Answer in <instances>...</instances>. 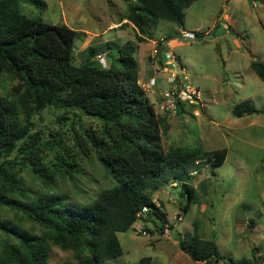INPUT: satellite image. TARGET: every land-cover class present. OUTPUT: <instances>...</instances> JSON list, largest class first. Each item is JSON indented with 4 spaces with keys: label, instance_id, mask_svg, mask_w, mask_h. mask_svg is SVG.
Wrapping results in <instances>:
<instances>
[{
    "label": "trees",
    "instance_id": "1",
    "mask_svg": "<svg viewBox=\"0 0 264 264\" xmlns=\"http://www.w3.org/2000/svg\"><path fill=\"white\" fill-rule=\"evenodd\" d=\"M24 1L0 0V74L18 80L13 96L0 95V232L6 236L0 264H48L52 246L73 250L79 264H100L124 253L118 232L128 230L139 219L154 221L149 232L164 233L169 222L150 190L179 178L181 193L187 198L183 210L187 211L196 198L195 188L188 183L192 173L187 165L192 161L223 162L226 150L176 146L166 151L162 132L169 125L167 116L156 111L155 102L140 83L134 43L128 41L119 47L118 54L112 52L110 42L89 45L86 59L76 64L78 31L66 23L26 14ZM31 1L44 5L42 0ZM195 1L132 0L126 19L134 24L137 39L143 42L153 38L150 21L183 25L185 9ZM161 47L162 40H157V53L151 60L165 65ZM103 52L112 57L107 67L97 60ZM252 66L264 81V61L255 60ZM49 106L62 109L72 123L82 115L98 117L102 130H83L79 142L71 146L57 133L46 141L40 132H32V117ZM184 108L179 102L177 112ZM256 111L249 99L234 107L237 116ZM84 146L93 148L109 168L117 180L115 187L101 191L87 205L67 203L58 193L38 194L29 189L21 175L25 168L53 182L56 173L73 178ZM47 147L55 152L53 165L44 161ZM145 207L148 211L143 212ZM2 208L15 211V216L25 215L42 229L25 228ZM178 245L194 261L264 264V253L258 256L256 247L252 248L253 258L226 259L214 240L197 233H186ZM138 264L154 262L146 256Z\"/></svg>",
    "mask_w": 264,
    "mask_h": 264
},
{
    "label": "rangeland",
    "instance_id": "2",
    "mask_svg": "<svg viewBox=\"0 0 264 264\" xmlns=\"http://www.w3.org/2000/svg\"><path fill=\"white\" fill-rule=\"evenodd\" d=\"M36 4L23 2L22 10L31 16L41 17L51 23H66L78 31L74 62L80 64L87 57L89 45L112 43V52L131 41L136 46L134 56L140 66V83L155 102L156 111L166 115L168 128L162 132V145L171 147H201L205 151L226 150L223 162L195 161L187 165L192 173L188 181L196 198L187 211V201L181 193L179 178L170 179L158 189L150 190L151 196L166 213L170 232H149L154 221L139 219L118 237L124 253L100 264H138L142 257L150 256L154 264H208L194 261L178 245L186 233H197L214 240L223 255L234 259L253 258V247L258 256L264 253V81L252 66L255 60L264 61V0H196L185 9V23L178 25L165 20L150 21L152 37L139 42L137 29L126 19L132 0H42ZM192 32L194 36L183 34ZM152 39L162 40L161 65L151 60L154 49ZM157 42L155 44L156 49ZM173 51L187 74L185 82L198 88L202 94L201 105L183 102L179 112L162 109V92L170 88L167 78L170 65L166 52ZM110 63L112 57L107 56ZM148 63H157L154 75L159 80L153 88L148 85L152 71ZM161 70V71H160ZM18 80L0 74V95L13 96ZM249 99L257 111L243 116L234 114V107ZM196 110V111H195ZM195 111V112H194ZM199 111L200 114L195 113ZM167 112H170L169 114ZM62 109L49 106L32 117V132H40L44 140L57 133L68 145L78 143V136L85 129L99 133L103 122L100 118L82 115L76 120L66 119ZM52 140V139H51ZM75 148V146H74ZM73 178L54 174L51 179L40 178L29 168L21 175L30 190L38 194L51 192L62 195L70 204L92 203L101 191L117 185V180L97 157L91 147L80 148ZM45 163L57 160L54 150L44 149ZM56 170V167H53ZM4 214L25 228L40 232L42 227L25 215L15 216V211L2 208ZM183 212L182 220L177 219ZM182 215V214H181ZM172 228H171V225ZM146 229L148 235L143 234ZM153 234V235H152ZM6 236L0 232V250ZM256 253V252H255ZM257 254V253H256ZM216 264H225L223 261ZM48 264H79L75 252L52 246Z\"/></svg>",
    "mask_w": 264,
    "mask_h": 264
},
{
    "label": "built area",
    "instance_id": "3",
    "mask_svg": "<svg viewBox=\"0 0 264 264\" xmlns=\"http://www.w3.org/2000/svg\"><path fill=\"white\" fill-rule=\"evenodd\" d=\"M183 34L185 36L189 34L194 36L192 32L186 30L183 31ZM156 53H157V48L154 49V55ZM166 58H167V64L170 65V74L167 80L171 85L167 91L162 92L160 98V101H162V109L170 112H176L178 109L179 102H187L189 105L192 106L201 105L200 101L203 100L202 94L198 88L194 87L190 83L185 82L188 76L184 71L183 65L180 64L177 55L170 50L166 52ZM97 60L103 67H107V63H108L107 54L105 52L99 54L97 56ZM158 69H160V67ZM158 81L159 80L157 79V77L155 75H152L148 80V85L153 88L154 86L157 85ZM195 114L199 115L200 112L197 111ZM146 211H148V209L145 207L143 209V212ZM182 218H183V212L182 213L178 212L177 219L182 220ZM142 232L143 234L148 235V232L146 231L145 228L143 229ZM169 232H170V226L166 225L164 231L165 235L168 234Z\"/></svg>",
    "mask_w": 264,
    "mask_h": 264
},
{
    "label": "crops",
    "instance_id": "4",
    "mask_svg": "<svg viewBox=\"0 0 264 264\" xmlns=\"http://www.w3.org/2000/svg\"><path fill=\"white\" fill-rule=\"evenodd\" d=\"M151 41H152V44H153V45H152L151 47H147V49H149V50L152 49V51H153V49H155V44H156V42H157V39H152ZM143 42H146V41H143ZM151 54H152V56L154 55L153 52H152ZM157 67L159 68V66H158L157 63H148V64L146 65L145 69H146V70L149 69L150 71H154V73H155L156 70H157V69H156ZM160 71H161V70H160ZM150 76H151V75H149V78H150ZM153 101H154V100H153Z\"/></svg>",
    "mask_w": 264,
    "mask_h": 264
},
{
    "label": "clouds",
    "instance_id": "5",
    "mask_svg": "<svg viewBox=\"0 0 264 264\" xmlns=\"http://www.w3.org/2000/svg\"><path fill=\"white\" fill-rule=\"evenodd\" d=\"M185 31V30H184Z\"/></svg>",
    "mask_w": 264,
    "mask_h": 264
}]
</instances>
